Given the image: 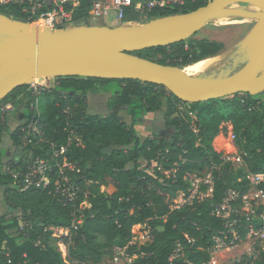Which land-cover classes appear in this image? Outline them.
<instances>
[{"label": "trees", "instance_id": "16d2710c", "mask_svg": "<svg viewBox=\"0 0 264 264\" xmlns=\"http://www.w3.org/2000/svg\"><path fill=\"white\" fill-rule=\"evenodd\" d=\"M209 1L187 2L176 8H143L141 12L128 8L124 22L186 14ZM90 8L91 3L81 0V8L75 10L72 21L84 20ZM0 13L29 23L40 15H32L27 5H0ZM223 51L220 42L190 38L133 55L183 68L216 58ZM56 83L40 95L43 129L49 139L66 146L59 163L74 166L73 170L64 167L63 175L80 192L76 201L67 204L55 194L58 169L51 175L50 187L25 192L12 187L11 177H1L0 190L10 214H0V264H101L118 247L136 256L133 264H172L170 258L178 244L183 246L184 258L176 263L208 262L212 238L226 230L223 220L213 212L228 190L241 195L248 191V175L264 174V94L239 93L187 104L171 92L166 95L165 87L140 80L64 77L56 79ZM28 88L17 87L1 104H25L20 116L31 120L34 112L30 105L35 97ZM96 89L112 94L106 116L86 111L88 94ZM73 105L76 109L66 112ZM183 106L189 107L192 124L182 114ZM124 107L132 116L131 125L120 116ZM157 112L165 114L172 134L155 133L153 138L141 139L135 127ZM175 115L178 117L174 118ZM227 122L232 124L242 162L237 168L213 146V140L223 133L222 125ZM6 131L9 130L4 127L0 136V166L3 157L9 154L1 148ZM13 139L19 141L16 134ZM39 154L42 153L35 149V155ZM213 166L212 195L176 208L179 196L189 194L185 175L201 173ZM110 186L115 192L107 195L104 189ZM84 202L88 205L81 207ZM22 222L26 224L24 231ZM138 226L151 232L144 245L133 243V231ZM61 227L70 228L68 237L59 238L68 248L67 257L60 252L51 230ZM253 264H264V251Z\"/></svg>", "mask_w": 264, "mask_h": 264}, {"label": "water", "instance_id": "95a60500", "mask_svg": "<svg viewBox=\"0 0 264 264\" xmlns=\"http://www.w3.org/2000/svg\"><path fill=\"white\" fill-rule=\"evenodd\" d=\"M234 4L251 5L260 10L255 15L258 21L254 28L233 50L241 53L251 48L253 54L234 74L210 79L193 78L180 67L133 55L193 38L218 16H251V13L227 9ZM33 25L0 13V104L17 87L34 83L30 80L33 69H38L37 76L42 80L64 77L140 80L165 87L187 104L239 93L264 94V0H210L190 13L114 29L90 26L84 21L56 30L44 26L33 34Z\"/></svg>", "mask_w": 264, "mask_h": 264}, {"label": "built area", "instance_id": "2783aa9c", "mask_svg": "<svg viewBox=\"0 0 264 264\" xmlns=\"http://www.w3.org/2000/svg\"><path fill=\"white\" fill-rule=\"evenodd\" d=\"M87 1L91 3V8L88 16L81 22L87 21L88 25L95 26L91 23L92 20L103 22L102 19L110 12L118 15L123 24H131L133 22H124L125 11L128 8H132L135 12H141L143 8L153 10L156 8L183 7L187 2L199 0ZM0 5H27L29 12L32 15L40 13L39 22L44 23V26L52 30L67 27L69 24L80 23L72 21V18L75 10L81 8V0H0ZM68 6L70 9L67 8ZM56 85V79L52 78H45L28 85V92L35 97V101L30 105L34 114L31 120L21 117V124L15 130H12L14 127L10 119L16 115L18 105L13 102L0 104V136L2 129L7 127L19 137V144L22 145L21 149L25 152V157L12 158L8 163L2 161L0 178L3 176L11 177L12 187L17 188L20 192H25L31 188L46 189L52 184L51 175L53 171L58 169L60 175L56 177L54 184L55 194L67 204V202L76 201L80 192V189L71 185L69 178L63 175L64 167L73 170L74 166L59 163L60 157L66 152V146L56 144L52 139H49L42 124L44 119L40 95ZM190 114L192 115L191 112ZM72 134L74 133L72 132ZM77 141L80 143L79 139ZM35 149H39L42 154L35 155ZM28 152L31 153L30 156ZM8 153L10 156L11 153L9 151ZM237 164L241 166L242 162H237ZM211 169L213 172L215 167L213 166ZM246 180L249 188L245 194L241 195L235 190H228L224 201L213 212V215L223 220L226 230L212 238V245L207 250L210 259L202 264H219V256L225 253L229 254L231 258V262L227 264H253L260 259L261 253L264 251V174H250ZM184 181L189 185V194H182V199L178 200L176 208L190 205L194 199L202 200L213 193L214 185L211 173L204 181L202 174L188 173L185 175ZM202 183H206L207 186L210 185L206 191L202 189ZM85 196L87 197L89 194L85 193ZM87 205V202H84L81 207ZM75 225L76 221H73L72 227ZM25 227L26 224H21V231H24ZM144 228H146L148 241L151 238V232L147 227ZM59 229L62 230V233L67 231L70 233L68 227ZM51 230L54 232V228ZM134 238L133 243L139 244L134 241ZM114 252L115 258L112 260V264H121L119 259L121 254L127 258H136V256H130L126 248L118 247ZM182 258H184L183 246L178 244L175 255L170 258V262L172 264H192L185 261L176 263Z\"/></svg>", "mask_w": 264, "mask_h": 264}, {"label": "rangeland", "instance_id": "374dc122", "mask_svg": "<svg viewBox=\"0 0 264 264\" xmlns=\"http://www.w3.org/2000/svg\"><path fill=\"white\" fill-rule=\"evenodd\" d=\"M228 10H238L244 14H249L251 13V16L248 18H244L239 15H230V14H225L223 16H218L208 22L206 27L199 32L196 36L191 38V41H199V40H208V41H216L220 42L224 45V51L222 54H227L233 51L235 48L240 46L248 34L251 32V30L254 28L256 25L258 19L255 18L256 14L260 11L258 7L251 6V5H245V4H234L230 5ZM154 20V19H152ZM40 18L33 20L32 24H39ZM103 22L100 21H95L92 20L91 23L93 25H103L105 27L109 28H117L120 26L121 21L118 18V15H116L113 12H110L107 16H105L102 19ZM151 21V20H150ZM147 19L142 18L139 22L136 23H131V24H122V25H129V26H134V25H144L146 24ZM247 50L251 51L250 48ZM185 67V66H184ZM183 67V68H184ZM202 77H205L207 79L210 78H218L220 76H207V75H201ZM229 76V75H228ZM221 77H226V76H221ZM32 82H38L41 80H31ZM98 91V90H96ZM94 90V93L96 92ZM169 92L167 90L166 95H169ZM92 93V92H91ZM112 96V95H111ZM105 100V99H104ZM104 100H95L92 102V107L91 110L97 113H100L99 115H103L104 112L109 110V107L107 106L108 104H104ZM264 101V99L262 100ZM104 104V105H103ZM18 110L17 113L14 117L10 119L12 121L13 129L17 128L21 124V114L24 111L25 104H19L18 105ZM189 107L188 106H183L182 107V114L186 117V120L192 124L193 123V117L189 112ZM72 109H76V106L73 105L69 109H66V112L71 111ZM86 111L88 112V106L86 107ZM126 116L125 113H122V116ZM130 116V115H129ZM178 115H175L174 118H177ZM145 125H147V129L145 130V133L139 134V136L144 139V138H153L155 133H163L167 135H171L173 132V129L167 126L165 114L163 112H157L154 114H150V117L145 120ZM222 128L224 129L223 133L220 134L218 137H216L213 140V146L215 150L223 156V158L226 161L229 162H234L232 165L237 168L240 165L237 164V162H240V157H239V152L238 149L234 143V134H233V127L232 124L227 122L222 125ZM141 130V128H140ZM19 141H15L13 139V133L11 130L6 131L3 133L2 136V141H1V148L3 151H9L11 154L10 156H5L3 157V162L8 163L12 158H19L21 156L25 157V152L21 149L22 145H17ZM28 155L30 156L31 153L28 152ZM11 163V162H10ZM214 171V170H213ZM152 172V170H151ZM213 174L212 169H205L203 172L199 173L202 174V180L204 181L205 178H208L209 174ZM210 186V185H208ZM206 183H202L201 187L204 191L207 190L208 188ZM107 195H112L115 192V189L110 186L108 188L104 189ZM182 199V195L179 196L178 200ZM194 200H199V198H196ZM201 201V200H199ZM0 214H10L8 206L4 203L3 199V191L0 190ZM24 225L25 223L22 222ZM140 227V228H139ZM146 228L142 226H138L134 229V241L138 242L140 245H144L147 241V232L145 231ZM62 230L59 228H54L55 232V238H57V245L59 247L60 252L63 254V257L68 256V248L65 245L64 241H61L59 238H65L69 236V231L67 232H61ZM235 255V253H234ZM115 258V252H113L112 256L109 258H106L101 264H112V260ZM120 263L121 264H133L135 258H127L124 255H119ZM231 260L229 254H223L219 256L218 261L219 264H227Z\"/></svg>", "mask_w": 264, "mask_h": 264}, {"label": "bare ground", "instance_id": "6f19581e", "mask_svg": "<svg viewBox=\"0 0 264 264\" xmlns=\"http://www.w3.org/2000/svg\"><path fill=\"white\" fill-rule=\"evenodd\" d=\"M44 23L40 22L39 24L33 25V34L37 33L38 29L44 27ZM251 51L245 49L243 52L231 51L227 54H222L216 58L207 59L202 62L194 63L187 65L182 68L183 72L193 78L205 79L201 75L207 76H228L239 71L249 60L253 54ZM38 69H33L32 76L30 80H42V77H38ZM37 76V77H36Z\"/></svg>", "mask_w": 264, "mask_h": 264}, {"label": "crops", "instance_id": "0c3cea01", "mask_svg": "<svg viewBox=\"0 0 264 264\" xmlns=\"http://www.w3.org/2000/svg\"><path fill=\"white\" fill-rule=\"evenodd\" d=\"M122 22L120 23V26H122ZM95 26H103V25H95ZM96 90H98V89H96ZM95 90V91H96ZM112 94L111 93H105V92H103L101 89L100 90H98V91H96L95 93H94V91L92 92V93H89L88 94V97H87V106H88V114H90V115H99L100 113H97V112H93L92 110H91V108H94V107H92V102H94L95 100H104V104H108V102H109V100L111 99V96ZM103 104V105H104ZM108 106V105H107ZM109 113V110L108 111H106V112H104V114L103 115H100V116H106L107 114ZM122 113H125V115L126 116H122ZM120 116H121V118L128 124V125H131L132 124V116H129L128 114H127V108L126 107H124V108H122V110L120 111ZM150 117V114L146 117V119L147 118H149ZM145 119V120H146ZM145 122V121H144ZM141 123V124H139V125H137L135 128H136V131H137V134H138V136H139V134H140V132L141 133H145L146 134V132H145V130L147 129V125H145V123ZM140 128H141V130H140ZM140 137V136H139ZM141 138V137H140ZM142 139V138H141ZM144 139H146V138H144ZM143 139V140H144ZM231 262V261H230Z\"/></svg>", "mask_w": 264, "mask_h": 264}]
</instances>
